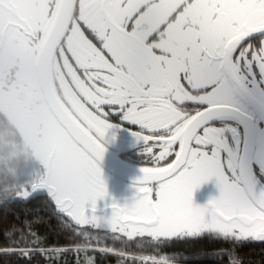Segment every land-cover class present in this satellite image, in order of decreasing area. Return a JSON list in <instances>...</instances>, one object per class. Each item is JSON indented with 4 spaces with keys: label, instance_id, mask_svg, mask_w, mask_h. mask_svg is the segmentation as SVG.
I'll use <instances>...</instances> for the list:
<instances>
[{
    "label": "snow or ice",
    "instance_id": "obj_1",
    "mask_svg": "<svg viewBox=\"0 0 264 264\" xmlns=\"http://www.w3.org/2000/svg\"><path fill=\"white\" fill-rule=\"evenodd\" d=\"M41 90L55 108L41 167L0 198L39 207L12 211L0 264H177L162 246L208 235L230 242L221 264H244L238 246L264 245V0H0V103ZM112 120L138 126L150 166L107 218ZM213 179L220 195L196 205ZM43 212L73 243H46Z\"/></svg>",
    "mask_w": 264,
    "mask_h": 264
},
{
    "label": "trees",
    "instance_id": "obj_2",
    "mask_svg": "<svg viewBox=\"0 0 264 264\" xmlns=\"http://www.w3.org/2000/svg\"><path fill=\"white\" fill-rule=\"evenodd\" d=\"M39 170V162H36L32 152L24 145L23 136L11 124V122L0 112V198L8 201L13 195V191L19 185L30 180L34 173ZM0 205V242H4L3 233L7 227L13 223H18L11 214L16 211L21 219L24 217L26 209H31L32 216L37 215L35 209L39 207L38 201H33L28 205L17 203L8 206ZM44 217V222L35 224L36 230L44 237L48 245H69L73 243L74 234L71 230L63 229L59 221L49 219L47 212L40 213ZM76 239H80L76 237ZM113 244L112 240L107 241ZM135 245V241L130 242ZM115 247L120 248V242H115ZM230 242L217 239L211 235L188 240H176L161 247V252L173 255L177 264H221L217 258V252L229 248ZM129 250L141 252H153L152 248H131ZM244 264H261L264 261V245H251L245 243L236 249ZM115 256L99 258V264H117ZM67 264H75V257L68 253L66 255ZM41 264H44L41 259Z\"/></svg>",
    "mask_w": 264,
    "mask_h": 264
},
{
    "label": "flooded vegetation",
    "instance_id": "obj_3",
    "mask_svg": "<svg viewBox=\"0 0 264 264\" xmlns=\"http://www.w3.org/2000/svg\"><path fill=\"white\" fill-rule=\"evenodd\" d=\"M54 75L55 73L53 71V76ZM2 104L7 109V111L9 109L10 111L20 109L27 115L32 116L33 118L36 117L33 121V128L30 132L31 140L29 141L34 144L35 147L43 150L42 152H36L37 156H39V159L42 160L44 157V146L49 138L43 116H48L51 121L54 117L52 111L44 99L42 90L40 94L29 99L21 98L18 102H5ZM113 119L115 118L113 117ZM111 122L116 126L113 127L108 133V142L105 144L106 149L127 163L139 167L150 166V164L147 163V158L144 153L146 145L142 141H138L134 135L135 132L139 131L138 126L132 125L130 123H122L119 120H112ZM99 166L102 169L103 178L107 185L108 196L107 198L98 201L96 214L99 216L111 217L113 213L111 205L113 202H119L121 205L125 203H131L132 200H126L136 195V189L134 185L119 180L113 174L104 169L100 164ZM209 184L210 182L207 183V185ZM210 200L211 198L206 193V191H198L197 194H194V203L198 206L207 205ZM101 211H103V213H100Z\"/></svg>",
    "mask_w": 264,
    "mask_h": 264
},
{
    "label": "rangeland",
    "instance_id": "obj_4",
    "mask_svg": "<svg viewBox=\"0 0 264 264\" xmlns=\"http://www.w3.org/2000/svg\"><path fill=\"white\" fill-rule=\"evenodd\" d=\"M0 112L11 122V124L16 128L17 131L20 132V134L23 136L24 145L27 149H29L32 152V156L34 157L35 161H39V169L41 167L39 156H37L36 152H42L43 150L35 147L34 144H32L29 140L30 139V132L33 128V121L34 118L27 115L24 111L20 109H15L14 111H10V109L7 111V109L4 107L2 103H0ZM44 121L46 124V130L48 134L50 135L51 125L52 121L48 116H43ZM47 144V143H46ZM45 144V145H46ZM45 148V146H44ZM198 191H206V193L209 195V197L212 199L214 197H218L220 195L219 188L217 187L216 181L213 179L209 185H203L199 189L196 190V194ZM130 199H127L126 201H130ZM110 218L109 216H102Z\"/></svg>",
    "mask_w": 264,
    "mask_h": 264
},
{
    "label": "water",
    "instance_id": "obj_5",
    "mask_svg": "<svg viewBox=\"0 0 264 264\" xmlns=\"http://www.w3.org/2000/svg\"><path fill=\"white\" fill-rule=\"evenodd\" d=\"M44 94V99L48 104L50 110L52 111L53 115L55 116V108H54V101L49 98L47 91L42 90ZM99 164L106 169L109 173L113 174L119 180L123 182H127L129 184L134 185L138 178L142 177V168L130 163H127L114 154H112L108 149L104 154V158ZM134 197H131L133 200ZM100 213H103L101 211Z\"/></svg>",
    "mask_w": 264,
    "mask_h": 264
}]
</instances>
